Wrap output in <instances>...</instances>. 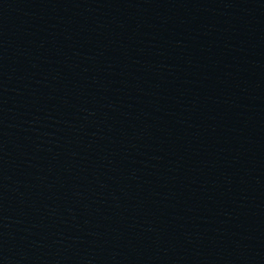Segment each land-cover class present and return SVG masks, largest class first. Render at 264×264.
I'll return each mask as SVG.
<instances>
[{
    "label": "water",
    "instance_id": "obj_1",
    "mask_svg": "<svg viewBox=\"0 0 264 264\" xmlns=\"http://www.w3.org/2000/svg\"><path fill=\"white\" fill-rule=\"evenodd\" d=\"M0 264H264V0H0Z\"/></svg>",
    "mask_w": 264,
    "mask_h": 264
}]
</instances>
